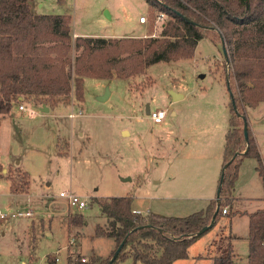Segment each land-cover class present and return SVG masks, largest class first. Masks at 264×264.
<instances>
[{
  "label": "rangeland",
  "instance_id": "374dc122",
  "mask_svg": "<svg viewBox=\"0 0 264 264\" xmlns=\"http://www.w3.org/2000/svg\"><path fill=\"white\" fill-rule=\"evenodd\" d=\"M31 4L36 13L70 15L73 39L74 32L158 36L167 18L146 0ZM161 13L165 16L159 19ZM141 16L147 17L145 24ZM222 47L203 38L192 58L155 63L129 79L86 77L84 100L74 90L53 107L22 97L10 113L0 114V211L8 214L0 217V264H49L48 257H59L57 264H67L68 257L111 259L116 242L96 235L98 225L107 226V218L95 199L132 196L135 211L150 209L169 216L204 209L209 190L203 187L212 177L229 128V66ZM71 54L75 57L74 49ZM108 87L109 99L100 101ZM172 91L183 97L175 100ZM21 104L27 109L20 110ZM147 105L150 112L165 110L166 118L155 122ZM248 119L264 155V102L249 110ZM256 164L254 157L243 159L234 190L239 199L230 211L264 208V181ZM65 190L87 199L88 208L71 206L60 196ZM28 210L31 217L11 216ZM80 213L85 223L74 226L71 220ZM235 216L234 264H247L249 217L245 212ZM230 219L223 216L191 246L188 264H212V255L225 253ZM196 254L201 257L193 259ZM113 264L134 263L119 259Z\"/></svg>",
  "mask_w": 264,
  "mask_h": 264
},
{
  "label": "trees",
  "instance_id": "16d2710c",
  "mask_svg": "<svg viewBox=\"0 0 264 264\" xmlns=\"http://www.w3.org/2000/svg\"><path fill=\"white\" fill-rule=\"evenodd\" d=\"M31 1L0 0V114L10 113L22 97L53 107L74 90L78 99L84 100L86 77L129 79L143 74L152 64L192 58L203 38H210L216 45L225 44L230 117L223 182L221 176L219 179L220 201L214 198L206 208L186 216H169L135 211L132 196L95 199L107 218V226L98 225L96 235L113 238L115 251L125 240L114 263L131 259L134 264H173L189 258L191 246L214 227L198 235L211 223L217 208L215 224L223 216L232 219L240 213L230 211V206L245 157L257 160L264 181V159L247 115L248 108L264 102V0H146L150 7L167 15L160 35L75 39L70 15L36 13ZM2 170L0 163V177ZM248 216V264H264V208ZM71 222L84 225L83 214ZM229 237L225 253L212 257V264H233L234 236ZM82 258L68 257L67 264H107L110 260L94 255L91 261ZM48 263L57 264L56 258L48 257Z\"/></svg>",
  "mask_w": 264,
  "mask_h": 264
},
{
  "label": "crops",
  "instance_id": "0c3cea01",
  "mask_svg": "<svg viewBox=\"0 0 264 264\" xmlns=\"http://www.w3.org/2000/svg\"><path fill=\"white\" fill-rule=\"evenodd\" d=\"M38 13H42V12H38ZM141 18V17H140ZM140 23H142V24H145L146 22H141L140 21ZM74 34V36L75 37H78V36H81L79 33H77V32H74L73 33ZM125 37H131V36H125ZM262 103V102H261ZM45 104L42 106V109L44 110L45 109ZM50 109V108H49ZM251 108H249L248 109V116H249V110H250ZM250 118V117H249ZM250 122H251V120H250ZM251 127H252V124H251ZM252 129H253V131H254V128L252 127ZM254 134H255V131H254ZM255 137H256V135H255ZM257 139V138H256ZM224 144H225V142H224ZM259 145V144H258ZM259 149H260V146H259ZM260 152H261V155H262V158L264 159V155H263V153H262V151H261V149H260ZM223 153H224V147H223V151L221 152V153H218L217 152V154H216V156H215V164H214V168H213V172H212V177H211V179H210V181H209V183H207L205 186L204 185H201V184H193L192 185V188L193 187H197V186H204L203 188H205V189H208L209 190V193H208V195H207V197L205 198L206 200H207V205L210 203V201L212 200V199H214V198H216V196H217V189H218V186H219V179H220V176H221V172H222V164H223ZM257 161V160H256ZM1 165L3 166V164L1 163ZM257 165H258V162H257V164H256V166H255V171H256V173H257V175H258V177L261 179V180H263L262 179V177L260 176V174H259V172H258V170H257ZM4 167V166H3ZM6 169V168H5ZM200 190H202V189H200ZM193 196V198H197V195H192ZM236 199H239V197H237V195H236V193H235V191H234V202H233V204L235 203V200ZM247 199V198H246ZM207 205H206V207H207ZM205 207V208H206ZM136 211H140V212H144V211H142L141 209H136ZM149 211H151L150 209L149 210H147V211H145V213L146 212H149ZM237 211H239V212H245V214H249V213H251V212H254V211H256V210H254V211H248V210H245V211H242L241 209L239 210H237ZM195 212V211H194ZM186 216V215H185ZM236 216H234L233 218H235ZM249 217V216H248ZM231 219L230 220V223H231V234L235 237V238H237V235L234 233V231H233V221H234V219ZM248 234H249V230H248ZM248 234H247V236H246V239H247V241H248ZM201 239V237L197 240V241H199ZM196 241V242H197ZM195 242V243H196ZM194 243V244H195ZM193 244V245H194ZM248 244H249V242H248ZM192 245V246H193ZM233 249H234V256H235V246L233 245ZM58 252H57V256H58ZM201 255H199V254H196V255H194L192 258L193 259H196V258H199ZM214 256H216V255H212L211 256V258L212 257H214ZM190 258L191 257H189V258H187V259H179V260H176L173 264H177V263H180V264H188V263H190V262H186V261H190ZM60 259V258H59ZM59 261V260H58ZM57 261V262H58ZM233 264H234V257H233ZM247 264H248V255H247Z\"/></svg>",
  "mask_w": 264,
  "mask_h": 264
},
{
  "label": "built area",
  "instance_id": "2783aa9c",
  "mask_svg": "<svg viewBox=\"0 0 264 264\" xmlns=\"http://www.w3.org/2000/svg\"><path fill=\"white\" fill-rule=\"evenodd\" d=\"M164 16H165L164 13H161L158 16V18L161 19ZM140 21L141 22H147V17L141 16ZM19 109L22 110V111H24L27 108H26L25 105L21 104L19 106ZM71 116L74 117L75 114H72ZM166 116H167V112L165 110H151L150 115H149V117L151 119H153L157 123L162 122L166 118ZM60 196L61 197H64V198H67L68 201H69V204L71 206L77 207L79 209H85V208H88V206H89V202H88L87 199H84L83 197L75 194L74 192H70L69 190L62 191L60 193ZM137 212H140V211H137ZM223 212L224 213H227L228 212V208L226 207L223 210ZM32 215H33V212L30 211V210H28V211H19L17 213L11 214V216H13V217H16V216H19V217H31ZM6 216H8V214L3 213V212L0 211V217L1 218H5ZM58 260H59V257L56 258V261H58ZM82 261L86 262V261H88V258L83 257L82 258Z\"/></svg>",
  "mask_w": 264,
  "mask_h": 264
},
{
  "label": "water",
  "instance_id": "95a60500",
  "mask_svg": "<svg viewBox=\"0 0 264 264\" xmlns=\"http://www.w3.org/2000/svg\"><path fill=\"white\" fill-rule=\"evenodd\" d=\"M222 49H223V54H224V56H225V61H228V51H227V48H226L225 44H223ZM227 63H228V62H227ZM228 65H229V64H228ZM172 94H173L175 100H178V99H180V98L183 97V95L178 94V93H176V92H174V91H172ZM110 95H111V92H110V89H109V87H108V88L106 89V92H105L103 95L99 96L98 99H99L100 101H106V100L109 99ZM48 110H49V107L47 108V111H48ZM146 112H147V114L150 113V106H149V105H147ZM244 130H245L246 138L248 139V125H247V124L244 126ZM223 179H224V173L221 174V182H223ZM221 190H222V184H220V185L218 186V189H217V196H216V198H217L218 202L220 201V198H221ZM218 212H219V208H217V210H216V212H215V214H214V216H213V218H212L211 223L208 224V225H206V226H204V227L198 232V235L203 234L204 232L208 231L209 229H211V228L215 225L216 215L218 214ZM124 243H125V240H124V241L121 243V245L116 249L115 253L113 254L112 258L109 260V262H108L107 264H113V263H114V261L116 260V258H117L118 255H119L120 251L122 250V248H123V246H124Z\"/></svg>",
  "mask_w": 264,
  "mask_h": 264
}]
</instances>
